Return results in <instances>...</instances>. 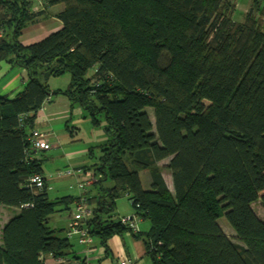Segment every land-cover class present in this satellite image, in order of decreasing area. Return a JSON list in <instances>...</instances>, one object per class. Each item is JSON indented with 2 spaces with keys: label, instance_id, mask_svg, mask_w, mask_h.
Listing matches in <instances>:
<instances>
[{
  "label": "trees",
  "instance_id": "trees-1",
  "mask_svg": "<svg viewBox=\"0 0 264 264\" xmlns=\"http://www.w3.org/2000/svg\"><path fill=\"white\" fill-rule=\"evenodd\" d=\"M45 2L64 5L56 14L63 27L25 45L24 28L42 12L32 0H0V62L27 78L16 97L0 95V208L33 204L0 230V264L72 256L64 229L49 219L78 197L51 199L46 176L42 190L27 185L44 175L31 142L38 112L58 94L94 125L106 122L88 227L107 255L109 239L129 230L113 218L117 199L128 195L151 223L149 232L132 233L145 240L152 264H264V220L252 207L264 206L262 1L253 0L243 22L233 19V0ZM64 74L67 88L51 90L47 80ZM167 158L173 191L158 164ZM141 169L151 171V190ZM223 214L240 242L224 232Z\"/></svg>",
  "mask_w": 264,
  "mask_h": 264
},
{
  "label": "crops",
  "instance_id": "crops-1",
  "mask_svg": "<svg viewBox=\"0 0 264 264\" xmlns=\"http://www.w3.org/2000/svg\"><path fill=\"white\" fill-rule=\"evenodd\" d=\"M64 8L63 4L48 6L45 0H32V9L34 11H41V15L38 17L36 22H33L26 26L20 36V41L29 45L35 42H38L51 33L60 30L63 27V22L56 16V14ZM247 11V9H246ZM63 76V75H62ZM52 78V77H51ZM49 78V86L51 90L57 89H66L70 82V75L64 77L65 85L62 87L53 86L52 79ZM27 84V78L25 71L19 67H14L10 63L2 61L0 62V95H5L8 98L12 99L17 96V94L23 90ZM93 123L90 117L86 116L84 109L75 104L71 105V101L68 97L63 94L51 95L50 99L46 102L45 108L40 109L35 123L36 129H41L44 131L50 132V137L48 142L50 148L46 150H39L35 154L37 157H44L51 159L57 164L64 163L63 168H59L57 171H62L67 168H77L85 170L94 171L89 162V157L93 156L92 148L96 147L99 149V155L96 158L98 162L99 157L102 154L101 149L98 147L102 144L108 142V136L104 132V129H99L100 126L96 128V137L90 141H86L83 137H77L79 131H84L85 128L92 132ZM166 160V159H165ZM168 161H160L158 164L162 166V175L168 186V188L173 191L174 183L171 171L167 168L170 159ZM56 171V172H57ZM96 174V172L94 171ZM57 175L53 176L52 180L62 177L74 176L75 188L77 192L71 194L67 192L65 196H74L75 198L82 195V190L78 186V182L85 178L83 173L77 172L75 175ZM44 175L48 180L47 192L50 197V190L53 189L47 173L44 171ZM52 175V174H51ZM139 176L142 182V186L145 190L152 189V177L150 169H141L139 171ZM98 176L96 175V180L90 187L86 189V195L92 196L95 195L97 191L101 190L96 181ZM108 185L109 182H106ZM69 188L72 189V184L69 185ZM64 197V196H55ZM51 198V197H50ZM52 199V198H51ZM75 202L70 206L69 209H64L65 205H59L58 209L52 216L50 220L53 222V228H63V234L66 235L68 228L69 220L72 216V213L75 208ZM63 210H68L67 216ZM63 211V212H61ZM136 209L132 204L128 195H123L119 197L116 201V209L113 213V218L116 219L119 216H125L129 214H134ZM19 213V208L15 206H2L0 208V229L15 215ZM58 213V214H57ZM60 215H64L63 218ZM59 216V217H56ZM5 218V219H4ZM63 223V227L59 225ZM139 234H145L150 231L151 223L148 219L144 218L139 221ZM1 232V231H0ZM95 238V237H93ZM92 238V241H93ZM73 244V253L71 258H63L64 261H68L69 264H79L80 262H88V264H103V260L106 258L110 259V264H113L116 258L120 256H128L134 260V264H152L151 259L147 255V249L145 240L143 237H137L131 231H126L123 235H114L109 239L108 243L110 246V253L107 255L106 249L100 244L101 247L96 246L93 248L85 249L77 240V237H74L70 240ZM100 243V241H99ZM97 251V252H96ZM77 256L79 259L75 258ZM62 261V262H64ZM48 264L59 263L56 258L49 257L47 260Z\"/></svg>",
  "mask_w": 264,
  "mask_h": 264
},
{
  "label": "built area",
  "instance_id": "built-area-1",
  "mask_svg": "<svg viewBox=\"0 0 264 264\" xmlns=\"http://www.w3.org/2000/svg\"><path fill=\"white\" fill-rule=\"evenodd\" d=\"M1 35V33H0ZM46 102L42 105L41 109L45 108ZM50 137L49 131H44L41 129H33L31 135L32 149L34 152H38L39 150H46L50 148V144L48 139ZM77 172L83 173L85 178L78 182V186L82 190V195H80L75 202V208L72 213V216L68 223V228L66 231V236L71 240L74 237H77V240L80 244H89L92 242V236L89 232L88 221L91 220L94 216L95 205L89 202L88 196L86 195V189L91 186L96 180V174L92 170H83L69 168L65 171L60 172L59 175H75ZM45 175L40 173L33 174L28 180V186L32 188H36L42 190L45 187ZM27 186V187H28ZM133 202V201H131ZM32 203H24L20 207H30ZM136 206H139L137 204ZM143 217L135 212L134 214H129L125 216L117 217V220L120 221L123 225L129 228L131 232H139L138 223L142 220ZM49 257L55 258L53 255H44L41 254L40 258L46 263ZM58 262L64 261L63 258H56ZM79 264H88V262H80ZM113 264H134V260L128 256H120L115 259Z\"/></svg>",
  "mask_w": 264,
  "mask_h": 264
},
{
  "label": "rangeland",
  "instance_id": "rangeland-1",
  "mask_svg": "<svg viewBox=\"0 0 264 264\" xmlns=\"http://www.w3.org/2000/svg\"><path fill=\"white\" fill-rule=\"evenodd\" d=\"M233 1L236 3V9H235L234 14H233V19L235 21H237V22H243L244 19H245V13L250 9L253 0H233ZM261 1H262L263 5H264V0H261ZM246 9H247V11H246ZM66 75L68 76L69 74H64L63 76H58V77H52L51 78L52 79L51 80L52 81L51 84H54L53 86H56V87L64 86L65 85V81L63 79H64V77ZM147 110H148V112H149V114L151 116L152 121L154 122L155 118H154L153 108L149 107V108H147ZM105 123H106L105 119L102 117L101 118V124L99 125L100 126L99 129L103 130V127H104ZM97 126L98 125H94L93 126L92 132L90 130H87V128H85V130L82 131V132L79 131L80 133H78L77 137H83L86 141L92 140L94 137H96V128H97ZM99 152H100L99 149H97L96 147L92 148L93 156L91 158L89 157V159H88L91 164L96 163V158L99 155ZM43 159H44V157H43ZM163 161H168V160L166 159V160H163ZM63 166H64V163L56 165V163L54 161H52L51 159H49V158H47V160L45 158V160L43 161V169H44L45 173H47V176L49 178L51 186L53 187V189L50 190V197L52 199H54V197L57 196V195L65 196L66 194H68L67 192H70L71 194H74V193L77 192V189L75 188L76 186H75V182H74V176L62 177V178H57L55 180H52L53 176L57 175L56 173H58V175H59L60 172L69 169V168H67V169H64V170L58 172L57 170L59 168H63ZM91 168L94 170V168L92 166H91ZM70 184H72V189L69 188ZM252 207H253L255 213L258 215V217L264 220V206L262 204V201L258 200L256 202H254L252 204ZM63 211L65 212V215L67 216L68 210H63ZM63 211H61V212H63ZM63 216L64 215H60L61 218H63ZM56 217H59V216H56ZM219 222H220V225L223 228L224 232L232 240L240 242L238 237H237V233L235 232L233 227L230 225V223L227 220L225 214L220 216ZM52 223L53 222L49 219V225L50 226H52ZM1 224L2 223H0V225ZM63 226H64L63 223H61L59 225V227H63ZM60 229H63V228H60ZM0 236H1V233H0ZM82 246L85 249L93 248L95 246H96V248H97V246L101 247L100 243H99V239L97 237L93 238V241L91 243L84 244ZM67 262L68 261H64V263H67ZM103 264H110V259L109 258L104 259L103 260Z\"/></svg>",
  "mask_w": 264,
  "mask_h": 264
}]
</instances>
